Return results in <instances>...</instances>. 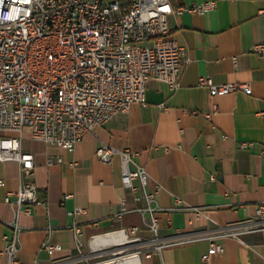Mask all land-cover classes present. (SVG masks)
Listing matches in <instances>:
<instances>
[{"label":"crops","instance_id":"0c3cea01","mask_svg":"<svg viewBox=\"0 0 264 264\" xmlns=\"http://www.w3.org/2000/svg\"><path fill=\"white\" fill-rule=\"evenodd\" d=\"M168 1L178 7L205 0ZM214 1L215 6L202 14L182 11L167 16L171 38L187 49L177 89L150 78L145 105L133 103L115 113L86 133L73 150L23 131L22 150L34 156L27 180L37 186L38 202L29 214L19 215L16 257L21 263L123 264L127 257L108 256L125 251L136 253L135 264H203L201 257L212 240L223 250L210 254L207 264H264V232L219 235L226 226L255 220V205L264 201V56L253 51L264 38V0ZM200 75L214 83H248L251 92L212 95L198 84ZM241 141L253 145L243 148ZM100 144L135 152V164L148 173V188L160 187L154 203L161 208L156 213L161 239H198L147 256L144 249L153 237L149 216L130 211L113 218L121 196H128L129 207L135 203L121 183L119 154L112 155L110 164L100 161L95 155ZM0 177V264H7L3 249L12 235L14 207L4 196L21 183L18 163L0 161ZM176 197L183 209H171ZM78 209L82 211L73 214ZM132 226L138 227L140 242L98 239L118 236L117 230ZM46 242L59 248L46 249Z\"/></svg>","mask_w":264,"mask_h":264},{"label":"built area","instance_id":"2783aa9c","mask_svg":"<svg viewBox=\"0 0 264 264\" xmlns=\"http://www.w3.org/2000/svg\"><path fill=\"white\" fill-rule=\"evenodd\" d=\"M214 6V0L178 7L168 0H0V161H16L22 178L17 190L6 191L4 196L14 207L9 222L12 235L3 249L7 264H23L16 257L22 228L19 215L29 214L38 202L37 186L27 180L34 156L22 150L23 131L47 144L73 150L86 133L115 113L127 111L133 103L145 105L150 78L177 89L179 74L188 62L187 49L171 38L167 16L182 11L202 14ZM260 12L264 13V6ZM253 51L264 56V38L254 44ZM198 84L212 95L251 92L248 83H214L208 75H200ZM252 145V141L240 142L243 148ZM261 152L264 154V148ZM114 153L121 160V183L135 206L129 207L128 196H121L113 218L120 219L130 211L148 214L153 237L145 254L198 239L159 237L156 213L161 208L154 202L160 187L148 188V173L135 164V152L108 144L95 150L96 157L107 164ZM3 183L0 177V185ZM181 204L176 197L171 209H183ZM195 213L199 215L201 210L195 209ZM74 228L79 232V227ZM138 230L132 226L115 234L124 243H137L141 241ZM258 231L264 232V201L255 205V220L226 226L219 235L239 237ZM43 246L59 248L49 242ZM222 250L220 243L211 240L202 263L207 264L210 254ZM124 256L134 261L136 253Z\"/></svg>","mask_w":264,"mask_h":264},{"label":"bare ground","instance_id":"6f19581e","mask_svg":"<svg viewBox=\"0 0 264 264\" xmlns=\"http://www.w3.org/2000/svg\"><path fill=\"white\" fill-rule=\"evenodd\" d=\"M101 241H115V243H124L123 242V238L119 237V236H115L114 234H110L108 237H101L98 238ZM137 260V258H135ZM123 264H135V261L131 260V259H126L123 261Z\"/></svg>","mask_w":264,"mask_h":264},{"label":"rangeland","instance_id":"374dc122","mask_svg":"<svg viewBox=\"0 0 264 264\" xmlns=\"http://www.w3.org/2000/svg\"><path fill=\"white\" fill-rule=\"evenodd\" d=\"M113 253H114L113 255L111 253H109L108 257H110V256H112L113 258H115V257H125L124 254H126L128 252L123 251V252H120V253L116 254L115 251H114Z\"/></svg>","mask_w":264,"mask_h":264}]
</instances>
